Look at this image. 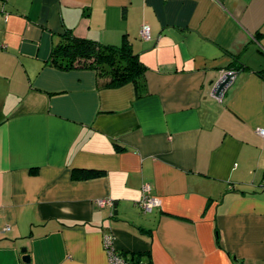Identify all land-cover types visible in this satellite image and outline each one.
Segmentation results:
<instances>
[{"label": "crops", "instance_id": "1", "mask_svg": "<svg viewBox=\"0 0 264 264\" xmlns=\"http://www.w3.org/2000/svg\"><path fill=\"white\" fill-rule=\"evenodd\" d=\"M66 29L127 39L145 95L51 65ZM259 32L264 0H0V264H109L105 234L129 264H264Z\"/></svg>", "mask_w": 264, "mask_h": 264}, {"label": "trees", "instance_id": "2", "mask_svg": "<svg viewBox=\"0 0 264 264\" xmlns=\"http://www.w3.org/2000/svg\"><path fill=\"white\" fill-rule=\"evenodd\" d=\"M49 63L64 71L92 70L96 73L100 87L115 88L132 82L136 85L138 95H145L144 77L147 67L127 39H123L120 45H107L76 36L66 29L61 41L54 45ZM230 67L235 71L248 69L238 57L233 58ZM261 75L264 77V73ZM101 174V171L85 172L86 177ZM217 239L219 240L218 231Z\"/></svg>", "mask_w": 264, "mask_h": 264}, {"label": "built area", "instance_id": "3", "mask_svg": "<svg viewBox=\"0 0 264 264\" xmlns=\"http://www.w3.org/2000/svg\"><path fill=\"white\" fill-rule=\"evenodd\" d=\"M141 35L144 39L151 38L150 26L144 24L141 28ZM258 133L264 136V129L260 128ZM151 187L149 184H145L142 189V197L138 200L137 205L145 212H151L155 208L161 207V199L159 197L150 194ZM99 206L106 204H113L112 199H98L96 200ZM7 229V228H6ZM104 248L106 250L109 264H129L126 256L119 251L114 245V237L112 234H105L103 238Z\"/></svg>", "mask_w": 264, "mask_h": 264}, {"label": "water", "instance_id": "4", "mask_svg": "<svg viewBox=\"0 0 264 264\" xmlns=\"http://www.w3.org/2000/svg\"><path fill=\"white\" fill-rule=\"evenodd\" d=\"M241 72L235 70H227L223 76L218 80V82L214 86V96L220 98L223 96L227 87L232 83L236 76H238ZM116 213V212H115ZM23 260L25 262H29L30 256L26 253V248H23Z\"/></svg>", "mask_w": 264, "mask_h": 264}]
</instances>
